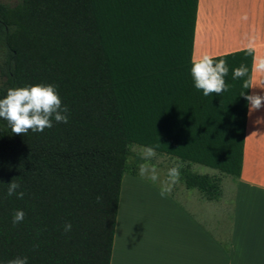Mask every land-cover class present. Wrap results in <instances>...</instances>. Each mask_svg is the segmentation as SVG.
<instances>
[{
	"label": "trees",
	"instance_id": "16d2710c",
	"mask_svg": "<svg viewBox=\"0 0 264 264\" xmlns=\"http://www.w3.org/2000/svg\"><path fill=\"white\" fill-rule=\"evenodd\" d=\"M198 0L0 2V96L55 85L67 123L13 133L0 121V264H110L129 148L239 177L253 53L224 59L227 90L201 94L189 67ZM244 66L233 79L232 69ZM186 189L220 197V178L179 170ZM13 180L22 198L6 195ZM101 200L97 202L96 197ZM16 209L24 219L12 223ZM70 223L65 232L63 225Z\"/></svg>",
	"mask_w": 264,
	"mask_h": 264
},
{
	"label": "crops",
	"instance_id": "0c3cea01",
	"mask_svg": "<svg viewBox=\"0 0 264 264\" xmlns=\"http://www.w3.org/2000/svg\"><path fill=\"white\" fill-rule=\"evenodd\" d=\"M244 49L253 53L248 95H259L264 92V68H258L264 61V0H198L192 61L205 53L213 58ZM198 192L184 189L180 200L169 202L174 221L165 223L158 239H142L121 223L119 195L110 264H264V101L259 109L247 104L239 177L225 183L217 200ZM200 244L207 259L199 256Z\"/></svg>",
	"mask_w": 264,
	"mask_h": 264
},
{
	"label": "clouds",
	"instance_id": "9594fccd",
	"mask_svg": "<svg viewBox=\"0 0 264 264\" xmlns=\"http://www.w3.org/2000/svg\"><path fill=\"white\" fill-rule=\"evenodd\" d=\"M264 68V61L258 64ZM192 85L200 90L201 94L208 96L210 93L220 94L227 90L224 77L228 74V66L224 59L214 60L209 54L200 55L193 60L188 69ZM244 66L232 69L233 79L244 76ZM249 109H259L264 101V92L261 94L245 95L242 93ZM67 106L62 105L55 85L46 83L29 84L23 87L9 88L6 94L0 96V121H6L11 131L16 134H26L29 130L42 132L45 128L52 127L53 121L67 123ZM151 155L152 150L148 149ZM175 173V170H173ZM20 185L13 180L7 184L6 195H15L22 198L24 192L19 190ZM97 202L101 200L96 197ZM24 211L16 209L12 215L15 225L24 219ZM72 225L65 223L63 230L68 232ZM6 264H28L27 256H15L6 261Z\"/></svg>",
	"mask_w": 264,
	"mask_h": 264
},
{
	"label": "rangeland",
	"instance_id": "374dc122",
	"mask_svg": "<svg viewBox=\"0 0 264 264\" xmlns=\"http://www.w3.org/2000/svg\"><path fill=\"white\" fill-rule=\"evenodd\" d=\"M18 0H0V2L14 5ZM147 148L132 145L129 148L128 165L135 166V174L123 175L124 182L121 185L122 201L119 205L121 223L130 229H136L142 239H158L160 230L173 224V205L180 200L179 193L186 189L179 180V170L189 165V169L199 174H215L220 178V191H225V183L234 179L232 176L220 174L204 166L181 162L176 158L152 151L147 154ZM175 170V173L173 172ZM132 179V180H131ZM128 180H130L128 182ZM184 187V188H183ZM197 190H188L190 193ZM199 193V192H198ZM169 196V199L166 197ZM172 198V199H170ZM168 201H167V200ZM172 203V204H169ZM172 205V206H171ZM222 221L224 219L223 211ZM220 217V218H221ZM227 226L223 223L222 226ZM204 228L210 226L204 223ZM224 229V227H223ZM223 231V230H222ZM225 231V229H224ZM216 233L215 230H213ZM204 246L200 244L199 256L207 259Z\"/></svg>",
	"mask_w": 264,
	"mask_h": 264
}]
</instances>
